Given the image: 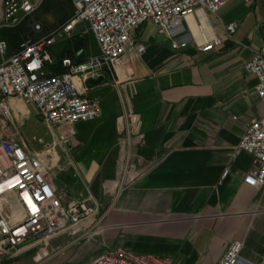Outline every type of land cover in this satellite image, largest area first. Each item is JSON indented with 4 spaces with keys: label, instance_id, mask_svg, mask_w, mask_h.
Returning a JSON list of instances; mask_svg holds the SVG:
<instances>
[{
    "label": "crops",
    "instance_id": "1",
    "mask_svg": "<svg viewBox=\"0 0 264 264\" xmlns=\"http://www.w3.org/2000/svg\"><path fill=\"white\" fill-rule=\"evenodd\" d=\"M205 18L221 39L209 51L192 43L173 49L145 24L134 32L145 51L121 59L117 84L103 66L78 75L87 95L106 102L99 119L74 125L76 144L60 154L53 183L62 201L88 197L105 212L9 249L0 264H85L108 246L169 257L171 264H214L234 240L242 242L241 264H264V192L243 182L250 155L229 162L246 125L264 113L256 79L243 68L264 40V0H229ZM228 23L235 25L229 36ZM84 37L85 60L94 56V39ZM69 44L51 51L61 57L73 51ZM6 101L20 126L37 118L32 103ZM44 124L50 136L32 135L33 149L54 142V128Z\"/></svg>",
    "mask_w": 264,
    "mask_h": 264
},
{
    "label": "built area",
    "instance_id": "2",
    "mask_svg": "<svg viewBox=\"0 0 264 264\" xmlns=\"http://www.w3.org/2000/svg\"><path fill=\"white\" fill-rule=\"evenodd\" d=\"M42 1L0 0V30L18 25ZM228 1L69 0L72 11L68 18L38 38L20 41L12 52L0 36V262L9 249L19 251L22 246L49 240L79 226L84 219H99L105 212L101 203L88 197L62 201L53 183L60 154L68 156L76 144L74 125L101 115L99 100L87 95L88 88L78 75L103 66L117 84L115 73L121 59L130 51L137 55L145 51V44L134 34L145 24L157 27L173 49L192 43L199 51H209L221 39L209 29L205 15L216 14ZM80 24L84 26L76 32ZM34 28L39 30L40 25ZM234 28V23H228L225 34L229 36ZM87 32L97 46V56L74 63L69 55L57 57L51 51L59 41ZM82 54V48L72 53L73 57ZM243 68L255 77L254 92L264 108V40ZM8 98L32 103L40 121L58 127L54 142L33 149L20 130ZM240 152L251 157L244 184L264 192V113L246 125L229 162H234ZM228 172L226 167L221 179ZM241 247V241H232L214 264H241ZM85 264H171V259L108 246Z\"/></svg>",
    "mask_w": 264,
    "mask_h": 264
},
{
    "label": "trees",
    "instance_id": "3",
    "mask_svg": "<svg viewBox=\"0 0 264 264\" xmlns=\"http://www.w3.org/2000/svg\"><path fill=\"white\" fill-rule=\"evenodd\" d=\"M71 11L69 0H43L37 10L26 16L18 25L1 29L0 36L6 41L8 49L16 48L18 43L24 39H35L46 34L54 25L68 18ZM35 24L40 25L39 30L34 28ZM69 41V46L72 47L73 51L78 48L83 49L86 46L84 35L81 37L74 36ZM73 51L65 50L64 55H69L74 63L86 60L81 58L83 54L80 57H73Z\"/></svg>",
    "mask_w": 264,
    "mask_h": 264
},
{
    "label": "rangeland",
    "instance_id": "4",
    "mask_svg": "<svg viewBox=\"0 0 264 264\" xmlns=\"http://www.w3.org/2000/svg\"><path fill=\"white\" fill-rule=\"evenodd\" d=\"M51 20L52 19L50 18V21ZM83 26H84V24L78 25L76 27V31L83 28ZM65 42H66V40H61L58 43L64 44ZM90 44H91L90 45V51H88V53L90 52V54L97 56L98 55V49H97L95 42H90ZM99 98H100L101 106L102 107L105 106L106 98H104V97H99ZM99 118H97V119H99ZM97 119H95V120H97ZM57 128L58 127H54V130L56 131ZM20 130H21L23 136L25 137V139L27 140V142L29 143V145L31 147H36V145H37V142L34 141L33 139H31L32 135H35L37 137H49L50 136L49 128L43 122H40V120H37V118H35L34 116H32L30 120L25 121V123L20 127ZM58 180H59V176L57 175L55 178V181L58 182Z\"/></svg>",
    "mask_w": 264,
    "mask_h": 264
},
{
    "label": "bare ground",
    "instance_id": "5",
    "mask_svg": "<svg viewBox=\"0 0 264 264\" xmlns=\"http://www.w3.org/2000/svg\"><path fill=\"white\" fill-rule=\"evenodd\" d=\"M17 213H15V215H16Z\"/></svg>",
    "mask_w": 264,
    "mask_h": 264
}]
</instances>
